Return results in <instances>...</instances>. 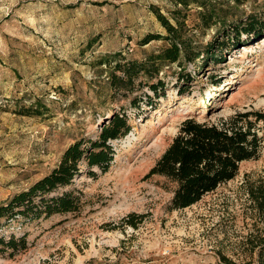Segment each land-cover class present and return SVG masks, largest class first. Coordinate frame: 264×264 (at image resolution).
Instances as JSON below:
<instances>
[{
    "label": "rangeland",
    "instance_id": "1",
    "mask_svg": "<svg viewBox=\"0 0 264 264\" xmlns=\"http://www.w3.org/2000/svg\"><path fill=\"white\" fill-rule=\"evenodd\" d=\"M176 1L0 0V204L50 172L69 145L95 139L112 111L131 126L110 141L105 173L94 169L96 177L83 173L58 190L82 194L78 212L0 228L5 237L26 233L28 242L0 264H257L264 205L249 186L264 190V127L256 158L188 208L170 211L175 185L146 174L185 116L217 123L264 108V35L241 33L244 44L202 62L217 40L234 37L229 26L263 14L264 0ZM155 9L181 26L190 60L165 63L114 93L111 70L99 63L159 53L165 40L142 42L166 35ZM157 80L163 95L154 97L148 84Z\"/></svg>",
    "mask_w": 264,
    "mask_h": 264
},
{
    "label": "trees",
    "instance_id": "2",
    "mask_svg": "<svg viewBox=\"0 0 264 264\" xmlns=\"http://www.w3.org/2000/svg\"><path fill=\"white\" fill-rule=\"evenodd\" d=\"M176 3L183 7L189 5L187 0H177ZM153 13L166 35L145 36L142 42L147 44L155 39L165 40L166 45L159 53L149 54L142 61L119 57L118 60H114L112 66L110 60L99 63L100 65L105 63L111 70L109 86L114 93L132 85L140 74L149 78L157 75L165 63L180 65L181 59L190 60L181 26L172 25L156 9ZM205 19L202 18V21ZM228 33L234 35L229 37L230 42L225 44L217 40L215 45L212 44L206 51L202 62H206L207 59L214 62L216 59H221L222 51L227 52L240 43L244 44L240 42L241 33L254 39L263 38L264 13L250 15L244 21L240 20L237 24L229 26ZM211 53L215 54L211 56ZM162 86L160 80L148 84L154 97L163 95V91H159L162 90ZM132 103L137 107L134 99ZM263 127L264 108L236 111L217 123L206 119L200 120L193 114L187 115L181 121L170 145L150 168L146 177L157 175L175 185L168 206L170 211L188 208L204 195L235 178L242 162L256 158L263 140L259 135ZM130 128L123 112L112 111L101 122L95 139H81L69 145L64 150L59 163L50 172L0 204V228L11 221L31 222L57 214L67 215L78 212L82 205V194L77 195L79 192L76 188L62 192L58 190L71 186L73 179L83 173L90 178L96 177L94 169H98L101 174L105 173L114 158L110 141L123 138ZM81 165L84 168H81ZM249 193L255 197L258 206L264 205L262 186L255 189L249 186ZM133 217L135 216L132 215L131 219ZM262 221L264 223V217ZM128 223L132 227L135 226L133 220H129ZM26 237V233L20 236L10 233L8 237L0 234V258L13 257L26 250L28 246ZM257 264H264V230Z\"/></svg>",
    "mask_w": 264,
    "mask_h": 264
},
{
    "label": "bare ground",
    "instance_id": "3",
    "mask_svg": "<svg viewBox=\"0 0 264 264\" xmlns=\"http://www.w3.org/2000/svg\"><path fill=\"white\" fill-rule=\"evenodd\" d=\"M263 41H264V38H263Z\"/></svg>",
    "mask_w": 264,
    "mask_h": 264
}]
</instances>
